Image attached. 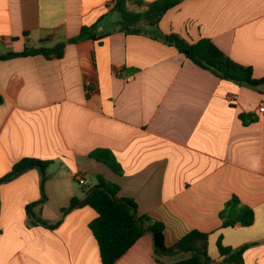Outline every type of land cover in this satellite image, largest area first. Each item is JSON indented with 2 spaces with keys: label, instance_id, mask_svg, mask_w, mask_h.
I'll return each mask as SVG.
<instances>
[{
  "label": "crops",
  "instance_id": "1",
  "mask_svg": "<svg viewBox=\"0 0 264 264\" xmlns=\"http://www.w3.org/2000/svg\"><path fill=\"white\" fill-rule=\"evenodd\" d=\"M114 2L0 0V56L52 48L96 23L101 38L66 44L60 59L0 60V177L24 157L51 161L45 199L33 212L60 221L55 229L28 223L26 206L41 199L36 169L1 184L0 264H102L89 228L97 213L80 205L98 175L138 214L164 224L167 247L198 230L208 233L213 261L221 260L220 237L231 248L254 243L244 264H264V91L221 80L149 36L125 34ZM159 29L189 43L207 38L264 77V0H184ZM98 148L113 153L121 174L90 158ZM232 196L252 209L251 226L221 227L219 212ZM72 198L79 205L65 212ZM114 264H158L152 236Z\"/></svg>",
  "mask_w": 264,
  "mask_h": 264
},
{
  "label": "trees",
  "instance_id": "2",
  "mask_svg": "<svg viewBox=\"0 0 264 264\" xmlns=\"http://www.w3.org/2000/svg\"><path fill=\"white\" fill-rule=\"evenodd\" d=\"M184 0H155L146 3L143 0H115L113 11L120 16V30L127 35L136 34L149 36L154 40L168 46H173L183 54L195 66L211 72L221 80L229 81L237 85L248 84L256 88L264 84V77L255 78L251 67L243 66L222 52L207 38H201L195 43H189L177 34H164L159 29V22L163 15L170 9L179 5ZM128 2L138 6H146L142 11H131L127 7ZM97 23L89 27H82L76 37L65 42L58 43L52 48H25L22 52H8L0 56V60L14 57H26L42 55L46 58H62L66 44H73L85 39L100 40L95 33ZM3 99L0 96V104ZM240 118L243 123L245 116ZM90 158L107 166L115 174H121L122 169L116 161L113 153L108 149L98 148L89 154ZM51 161H43L35 158L24 157L16 162L11 170L0 177V185L10 182L21 174L36 169L40 175L41 199L38 202L26 206L28 223L30 226L41 225L48 229H55L60 221L48 223L34 215L33 208L45 199L44 183L46 170ZM95 186L88 189V197L81 206H89L97 217L89 224V228L97 242L102 264H114L120 259L143 235L150 234L153 238V251L158 264L163 256H175L185 254L187 257L168 264H244L243 255L251 246L244 244L238 248L223 246L221 238L217 241V250L220 261H213L207 251L208 233L191 230L182 236L175 244L165 245L164 224L151 218L149 215L138 214L136 203L129 198L118 197L119 186L108 182L102 176L96 177ZM79 205L77 198H72L68 211ZM221 227H234L239 224L249 227L253 224L254 213L251 208L242 205L237 197L227 201L219 212Z\"/></svg>",
  "mask_w": 264,
  "mask_h": 264
},
{
  "label": "built area",
  "instance_id": "3",
  "mask_svg": "<svg viewBox=\"0 0 264 264\" xmlns=\"http://www.w3.org/2000/svg\"><path fill=\"white\" fill-rule=\"evenodd\" d=\"M230 100L231 101H234L235 100V97H231ZM260 111H263V108H261ZM76 180L78 181V183L80 185H83L85 183L84 180L81 177H77Z\"/></svg>",
  "mask_w": 264,
  "mask_h": 264
},
{
  "label": "water",
  "instance_id": "4",
  "mask_svg": "<svg viewBox=\"0 0 264 264\" xmlns=\"http://www.w3.org/2000/svg\"><path fill=\"white\" fill-rule=\"evenodd\" d=\"M246 85H248V84H246ZM257 89L260 91H264V84L258 85Z\"/></svg>",
  "mask_w": 264,
  "mask_h": 264
},
{
  "label": "rangeland",
  "instance_id": "5",
  "mask_svg": "<svg viewBox=\"0 0 264 264\" xmlns=\"http://www.w3.org/2000/svg\"><path fill=\"white\" fill-rule=\"evenodd\" d=\"M109 182V181H108Z\"/></svg>",
  "mask_w": 264,
  "mask_h": 264
}]
</instances>
